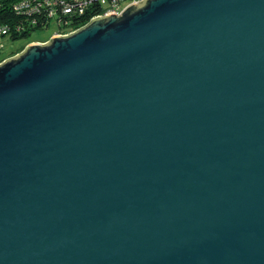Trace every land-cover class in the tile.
Here are the masks:
<instances>
[{"label":"water","instance_id":"obj_1","mask_svg":"<svg viewBox=\"0 0 264 264\" xmlns=\"http://www.w3.org/2000/svg\"><path fill=\"white\" fill-rule=\"evenodd\" d=\"M0 264H264V0H140L1 62Z\"/></svg>","mask_w":264,"mask_h":264},{"label":"built area","instance_id":"obj_2","mask_svg":"<svg viewBox=\"0 0 264 264\" xmlns=\"http://www.w3.org/2000/svg\"><path fill=\"white\" fill-rule=\"evenodd\" d=\"M138 1L140 0H13L9 3L0 2V63L11 56L10 50L5 51L8 47L3 42L7 37L15 40L31 34L36 29H43L51 22L57 25L52 35L68 34L81 26L70 31L59 30V18L65 13L78 11L88 14L87 23L107 13H120L127 5ZM31 42L26 43L25 46Z\"/></svg>","mask_w":264,"mask_h":264},{"label":"rangeland","instance_id":"obj_3","mask_svg":"<svg viewBox=\"0 0 264 264\" xmlns=\"http://www.w3.org/2000/svg\"><path fill=\"white\" fill-rule=\"evenodd\" d=\"M57 25L55 22H51L48 26L44 27L43 29H36L31 34L26 36L19 37L15 40L7 37L3 41L7 45V49L5 51H13L19 49L22 46H25L26 43L34 41L44 42L52 36V33L56 31ZM12 56V55H11Z\"/></svg>","mask_w":264,"mask_h":264},{"label":"trees","instance_id":"obj_4","mask_svg":"<svg viewBox=\"0 0 264 264\" xmlns=\"http://www.w3.org/2000/svg\"><path fill=\"white\" fill-rule=\"evenodd\" d=\"M13 0H0V2L9 3ZM98 3L96 4V6ZM93 7V6H92ZM88 14L80 13L78 11H73L70 13H65L63 16H61L59 19V30H67L70 31L71 29H75L79 26H82L87 21ZM25 46L20 47L19 49L10 51L11 55L15 54L17 52H20Z\"/></svg>","mask_w":264,"mask_h":264}]
</instances>
